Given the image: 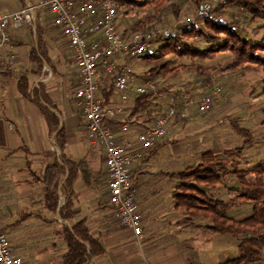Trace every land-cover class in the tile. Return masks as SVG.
<instances>
[{"label":"trees","instance_id":"obj_1","mask_svg":"<svg viewBox=\"0 0 264 264\" xmlns=\"http://www.w3.org/2000/svg\"><path fill=\"white\" fill-rule=\"evenodd\" d=\"M20 1L23 6L24 0ZM28 1L35 3L37 0ZM203 1H115L116 17L120 18L118 25L128 34L162 25H169L171 33L166 39H154L152 51L133 57L139 58L146 67L142 75L135 74L136 78L141 82L156 84L158 95H135L122 113L103 118V123L117 132L122 131L123 124L134 121L136 125L128 127V135L132 139L149 126L147 122H151V118L147 120V117L152 113L158 115L172 106L178 107L177 101L186 96L207 94L210 85L221 83L222 90L248 72H261L262 88L255 96L261 97L257 123L261 134L259 142L263 144L253 154H249L242 146L232 145L231 141L230 145H222L217 153L199 145L194 148V153L190 152L194 157L188 165L177 171L163 172V175L168 180H175L172 189L174 209L186 215L183 222L191 228V234L207 230L212 233L227 231L237 236L239 256L222 264H264V0H219L212 5L207 16L186 22L185 18L193 14V8L199 7ZM50 16L48 10L39 9L35 12L34 30L25 27L22 31L17 29L11 33L13 41L22 45L19 68L4 70V74L14 82L19 98L36 108L50 139L45 156L47 160L52 159L41 172H30L31 184L35 186L40 199L31 204L37 209L27 217H34L40 224L53 225V229L43 235L51 244L43 246V249L51 250L52 253L35 264H90L93 258L104 251V241L101 235L92 232V226L85 219L76 218L77 204L69 197L81 184L95 191L99 207L112 209L107 197L102 196L106 188V170L94 171L90 167L88 156L95 151L94 146L79 159L69 156L67 148L73 138L56 108L54 97L47 91L48 84L30 81V74L23 70L22 64L24 53L27 57L25 60L47 67L45 78L52 77L49 83L60 78V83H67L69 92L77 87L65 79L67 73L62 72L59 61L50 55L51 31L43 23ZM128 59L118 58L117 63L129 64ZM98 70L101 82L96 95L101 99L102 107L106 108L116 103L115 95L118 93L114 89L113 79L101 68ZM74 100L71 103L73 106ZM230 102L224 101L222 96L219 104L211 110L228 108ZM74 109L78 115L76 118H80L81 108ZM186 120L188 117L177 123ZM239 121L237 115L229 114L222 117L218 127L215 126L217 129L213 130L214 126L208 129L211 136L221 134L236 142H255L257 137L252 130L240 125ZM168 137L156 141L155 146L138 163L147 162L162 147L169 146L167 148L175 156L186 151L179 140ZM121 139L122 136L116 137L117 142ZM50 149L55 151L49 152ZM140 164L131 169L133 186L134 175L141 169ZM235 209L248 212L249 215L238 220L229 214ZM56 212L60 222L56 220ZM0 226L9 241L1 220ZM37 247H31L32 257ZM12 248L14 253L27 250V246Z\"/></svg>","mask_w":264,"mask_h":264},{"label":"crops","instance_id":"obj_2","mask_svg":"<svg viewBox=\"0 0 264 264\" xmlns=\"http://www.w3.org/2000/svg\"><path fill=\"white\" fill-rule=\"evenodd\" d=\"M7 1L9 2V5H5L9 7L7 12L19 10L22 7L21 1L19 6H14L10 0ZM0 6L4 5L0 4ZM49 20L43 23H46L52 30L49 36L50 55L59 61L60 65L58 66L62 72L67 73L65 79L70 84L78 86L79 76L73 65L72 52L63 40L60 31L53 28ZM62 44L66 45L68 50L63 51L62 49L65 48ZM12 47V52L17 58L16 65H18L22 45L13 41ZM22 56L23 70L32 74L35 84H48L47 91L54 97L56 108L67 124L69 135L73 138L70 144L78 141V134L83 135V138L87 140L82 115L80 118H76L78 115L74 109L79 107L73 98V92L77 87L69 92L66 87L67 83H60V78L49 83L52 77L45 78V74L48 72L47 67L25 60L24 58L27 57L24 56V53ZM7 59L8 52L5 51L0 63V220L2 226L6 227V234L11 246H27V250L22 253L15 252V254L22 258L23 264H35L37 260L52 253L51 250L43 249V246H51L43 235L53 229V225L40 224L34 217H27L37 209V207L33 208L31 204L40 199L38 191L31 184L30 172H41L52 159L47 160L45 156L48 154L50 139L47 127L36 108L28 110L24 100V104H22V99L15 92L14 82L4 74V70L12 69L8 67ZM116 59L119 61L118 58ZM100 82L101 80L98 83ZM134 97V92L130 91L126 106ZM73 100L75 101L74 106L71 104ZM117 101L118 95L116 94L115 102ZM21 106H24V110L29 112V116L21 115L19 109ZM216 110L215 108L210 113ZM190 113H197V110L193 108L189 111ZM187 121L179 123L173 121L165 137L172 136L174 124L183 127ZM124 132L122 135H116L117 137L122 136L120 142L135 138H129L130 128ZM209 136L210 139L206 140V144L200 146L207 150H213L215 153L220 152L222 145L217 142V139L221 137V134ZM256 140L253 143L259 142ZM87 142L92 147L88 140ZM160 149L147 162L138 163L141 169L134 175V187L137 189L136 201L138 209L142 213L140 242L137 241L129 228L116 222L112 209L98 206V195L94 190L79 184L69 197L77 204L76 218L85 219L86 223L92 226V232L95 235H101L104 241V251L100 256L93 258L90 264H222L239 256L237 236L230 232L212 233L202 230L190 233L191 228L183 222L186 215L174 209L175 198L172 195V189L175 180H168L163 175V172L177 171L184 165L180 162L181 165L177 164V160L175 162V156L172 157L173 152L169 149L166 151L169 152V158L171 157L173 162L155 164L154 161L159 157ZM256 149L254 151L248 149L247 152L253 154ZM53 151L55 149L49 150V152ZM186 152L187 150L182 151L176 156L181 157L186 155ZM168 154L166 153L167 156ZM103 160L102 152L96 148L93 154L88 156L90 167L94 171L105 170ZM104 195L103 192L102 196ZM229 214L238 220L249 215L248 212L238 209L230 211ZM32 246H38L34 248L36 251L33 257Z\"/></svg>","mask_w":264,"mask_h":264},{"label":"built area","instance_id":"obj_3","mask_svg":"<svg viewBox=\"0 0 264 264\" xmlns=\"http://www.w3.org/2000/svg\"><path fill=\"white\" fill-rule=\"evenodd\" d=\"M116 0H37L25 1L19 10L0 12V63L4 52H8L9 68L17 63L12 52V30L30 27L34 30L33 16L39 9H46L51 15V25L60 31L63 40L72 52L73 65L79 76V85L73 98L81 108L85 136L99 152H102L107 173L106 197L113 210L114 218L140 242L142 235V213L136 201V188L131 182V169L143 158L156 141L168 134L173 121L184 120L193 108L202 115L209 114L213 105L222 99L218 84L210 85L207 94L186 96L163 113L155 115L151 124L133 140L116 141L113 130L103 123V118L114 117L125 110L128 92L136 95L148 93L158 95V87L151 82L137 84L135 74L127 63H117L116 58L138 57L147 54L156 38L166 39L171 30L167 27H149L144 31L128 34L116 21ZM219 0H204L192 15L185 18L207 16L212 5ZM101 68L113 79L118 93L117 103L103 108L97 97ZM135 122L122 125L126 131ZM0 264H23L15 254L0 226Z\"/></svg>","mask_w":264,"mask_h":264},{"label":"rangeland","instance_id":"obj_4","mask_svg":"<svg viewBox=\"0 0 264 264\" xmlns=\"http://www.w3.org/2000/svg\"><path fill=\"white\" fill-rule=\"evenodd\" d=\"M1 1H0V4L4 5V6H0V12H2V13L7 12L9 7L5 6V5H9V2L7 0H1ZM10 2L14 6H19V4H20V0H10ZM193 10H195V8H193ZM51 20H52V18L49 21H51ZM116 21H117V23H119L120 18L118 17L116 19ZM163 27H167L168 29L171 30V27L169 25H167V26L164 25ZM23 28H25V27L20 28L19 31H22ZM50 31H52V30H50ZM62 45H63V48H65V49H62L63 51L68 50L67 49L68 47L66 48V45H64V44H62ZM150 51H152V48L150 49ZM128 58H129L128 63L130 65L131 69L133 70L134 74H136L137 76L142 75V73L146 70V67L142 65L141 60L139 58H133V57H128ZM11 68L13 70H17L19 68V65L14 64V65H12ZM29 78H30V81L34 79L32 77V74L29 75ZM262 78H263V75L261 72H248L245 75L234 79L232 82H230L227 85L226 88L222 89V96L224 97V101H226V100L232 101V102H230L231 103L230 107H228V108L225 107V109H223V110H216L213 113L206 114V115H202L198 112L197 113H190V114L188 113V121L185 122L183 127L178 126V124H174L172 136L174 138H177V140H179L180 144H182L185 147V150H187L186 155H182L181 157L180 156L177 157L174 154H172V157L175 156V158H174L175 162L177 160V162H176L177 164L181 163L183 165H188L189 162H191L193 160V157H194V156L192 157L190 152L193 151V153H194L195 147H197L199 145L206 144V140L210 139L209 135H211V132L209 131L210 129H208V128L214 126V127H212V129L213 130L217 129L216 127H218L219 121H221L222 117L229 115V114L237 115V117L240 119L239 124L242 126H248V128L251 129L252 132L254 133V136L257 137V140L260 141L261 140V134H259L260 128H259V125L257 123L258 122V110H257V108H259V106H260L261 97H257V96H255V94H257L261 91ZM136 83L137 84H143V83H147V82H141L140 79L136 78ZM151 83H153V82H151ZM209 84H211V83H208L207 85H209ZM218 85L220 87L222 86L221 83H218ZM128 95L130 97V92H128ZM22 104H24L23 99H22ZM25 106H28L27 107L28 110H29V108H34V105L32 106L31 104L26 103V102H25ZM23 107L24 106H21L19 108L21 111V115L29 116V112L24 110ZM125 108H126V105H125ZM154 114L155 113H152L151 115H149L147 117V120H149V118H151V120H152V118L155 116ZM147 123H149V125L151 124L150 121H148ZM123 132L124 131L122 130V131H117L114 133H115V136L116 135L119 136ZM124 133H126V132H124ZM78 138L79 139L76 143L68 145V148H67L68 149L67 153L69 154L70 157H72L74 159H79L80 157H82L83 154L86 152V150L90 147L87 140H85L83 138V135L78 134ZM168 138H170V137H168ZM217 140H218L217 142H219L223 146L230 145V141H231L232 145H236V144L239 146L242 145L245 148H247L246 150L250 149L252 151H254L256 148H259L263 144L262 142L251 143L249 141L236 142L234 139L230 138L229 136H225V135H222ZM126 141H129V140H126ZM126 141H122L120 143H123ZM154 146H155V144H154ZM167 147H169V146H167ZM167 147H162L160 149L159 157L156 158L154 161L155 164L162 163V162H168V161L173 162L170 159L171 157L169 158V154H168L169 152L166 151L168 149ZM146 152H145V154H146ZM166 153L168 154V156L166 155ZM170 154H171V152H170ZM103 162H104V160H103ZM104 193H106V189H105Z\"/></svg>","mask_w":264,"mask_h":264},{"label":"water","instance_id":"obj_5","mask_svg":"<svg viewBox=\"0 0 264 264\" xmlns=\"http://www.w3.org/2000/svg\"><path fill=\"white\" fill-rule=\"evenodd\" d=\"M25 1H27V0H25ZM33 23L35 24V14H34V16H33ZM55 217H56V220H58V222H60V219H59V217H58V212H56ZM64 224H67V225H68V223H64Z\"/></svg>","mask_w":264,"mask_h":264}]
</instances>
